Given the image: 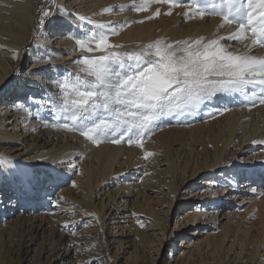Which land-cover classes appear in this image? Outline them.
<instances>
[{
	"label": "rangeland",
	"instance_id": "obj_1",
	"mask_svg": "<svg viewBox=\"0 0 264 264\" xmlns=\"http://www.w3.org/2000/svg\"><path fill=\"white\" fill-rule=\"evenodd\" d=\"M58 2L59 0H36L37 12L34 27L25 45L21 63L27 60L31 51L36 50L44 31L56 27V30L61 32L60 29L64 26L62 19L51 21ZM201 3L215 5L214 10L217 13L227 10L226 0H201ZM157 6L158 3L149 4L152 13L155 14ZM169 6L161 22L156 21L159 15L155 18L156 25L152 26V33H168L164 40L166 43L192 42L200 38H203L204 42L219 39L221 45L231 47L234 53L238 50V44L246 43L242 50L247 49L241 52V55L250 52L258 58L264 57V46L253 45L254 37L247 29L245 38L230 39L236 34L239 25L229 24L225 29L227 23L224 22L223 15L205 14L201 18L198 14H188L191 5L187 3L179 6L169 4ZM120 7L124 15L120 16L121 13H118L115 19L110 21L115 31H121L117 24L123 22L125 18L136 23L143 18V22L151 23V11L147 13L137 11L136 8L139 7L137 0H125ZM169 12H171L170 15ZM41 20L44 21L43 24ZM214 23H216L215 26L210 28L209 25ZM68 30L72 31V29ZM178 30L181 31L177 38L174 32ZM82 32L83 27L79 35ZM153 42L151 40L144 42L142 38L132 45H123L115 51L121 53L125 61L132 62ZM136 47L142 49V52L138 53ZM82 74L83 78L84 73ZM15 76H18L16 71L7 81L0 83V96L6 94L3 91L7 83ZM69 80H74L72 75ZM13 91L10 90L9 93ZM256 91L259 92V89ZM54 93L57 92L54 91ZM62 98H64L63 95ZM251 99L255 98H245L242 95L229 98L217 97L197 110L165 116L144 138L151 137L150 147L146 148L148 151L133 144L126 146L132 149L131 155L139 153L141 155L133 157L134 163L131 165L130 157L123 153L124 155L114 165L113 172L108 175H103L107 170L106 167H98L96 160H92V157L84 153L73 157L62 153L58 159L46 165L25 164L24 161L31 159L37 151L33 150L30 143L13 144L0 141V159L9 158L25 165L29 169L31 181L35 183L34 188L39 187L38 193L49 191L54 184L55 189L62 186L67 188L72 182L77 189L73 198L67 193L63 195L64 192L61 189L54 191L53 196L56 200L60 199L59 208L62 211L50 214V211L45 210L46 218L44 217L42 222L43 215L37 218L38 220L32 218L41 209L32 207L33 204H30L31 202L25 200L23 196L17 195L18 199H16L15 190L11 191L13 195L9 197V200H0V264H37L39 262H47V264L72 262L73 264L74 259L76 264H212L214 255L216 264H264V178L257 174L259 172L264 175V155L252 156V152L245 154L241 139L244 135H248L249 141L253 144L251 147L264 151V145L260 144L264 141V104L259 102L253 104ZM234 109H236L235 115ZM249 109L253 110V115L248 120L243 119L247 117L246 115L240 118ZM62 118L61 123H68L72 130H75L71 122ZM107 119L111 121L112 117L108 116ZM213 132L224 137L218 145L219 154L224 144L230 141L224 149L221 157L222 166L216 170L217 175L205 172L195 177L192 182L187 180L182 182L191 174V168L200 166L198 169L202 170L207 159L214 158L215 152L211 148V139H209L214 135ZM232 136H234L233 139H229ZM110 140L111 136L107 139L102 138L103 142ZM146 153L153 155L145 158ZM238 170H241L238 172L241 175L235 176V171ZM222 171L225 175L222 180L235 178L237 186L232 189L233 192L227 202L220 207L221 212L230 203V206H237L241 217H237L233 228V246L214 252L212 247L207 248L202 239L209 234H212V237H215L213 234L222 236L217 229L206 226L198 228L200 230L194 227L179 230V226L185 223L182 221L185 213L196 206H205L202 199L196 201L197 198H193L196 193L201 194L202 189L207 186L203 182L215 180ZM0 179L9 182L13 188L18 184L19 188L25 190L21 186L23 182L21 174L9 176L1 163ZM53 179L59 180L53 182ZM244 181L250 182L257 189L254 194L246 193L245 200L248 199V201L242 203V199L238 196L247 188L244 187ZM226 185L227 188L233 187L227 182ZM145 186L150 190L145 191ZM219 187L215 199L219 197L223 199V189L222 186ZM140 188L144 190L140 191ZM174 191L175 194H173ZM191 192L193 193L190 194ZM173 197H175L174 202L170 208L169 202ZM185 197L191 199L185 201L183 199ZM68 199H71L70 202ZM210 206L211 204L207 208ZM69 218L73 219L74 224L71 225L69 221L65 226H61L57 223ZM61 227H64V230ZM195 231L200 233L194 235ZM60 233H63L65 239L76 237L90 239L88 241L90 244L86 242L89 247L79 249L75 256L68 257L65 262L62 259L48 261L46 259L48 253L45 252L52 242L58 245L57 247H61V252L66 250L64 243L66 240L60 239ZM190 247L197 248L195 255L186 263L185 257L181 255L183 252H188ZM59 255L58 253L56 256L59 257Z\"/></svg>",
	"mask_w": 264,
	"mask_h": 264
},
{
	"label": "bare ground",
	"instance_id": "obj_2",
	"mask_svg": "<svg viewBox=\"0 0 264 264\" xmlns=\"http://www.w3.org/2000/svg\"><path fill=\"white\" fill-rule=\"evenodd\" d=\"M124 1L125 0H59L51 21L58 18L62 19V24L64 26L60 29L61 32L56 30V27L44 31L36 50L31 51L27 60L21 63V59L24 56L25 45L34 27V18L37 12L36 0H0V83L7 81L15 71L18 72V76H15L12 81L7 83L3 91V93L6 92V94L0 96V141L13 144L30 143L33 146V150L37 151L36 155L32 156V158L30 157L31 159L28 158L29 160L24 161L25 164L46 165L48 162H53L58 159L62 153L69 157L84 153L92 157V160L95 159L98 167H106L107 170L103 175H108L113 172L114 165L122 155L126 154L130 157L129 163L131 165L134 163L133 157L141 155V153L131 155L132 149L126 148V146L130 145L127 143L102 141L98 145L94 144L83 137L78 131L72 130L70 125L69 128H65L63 126L65 123L60 122L61 119H63L62 117H65L67 114L63 112L62 98V95L65 96L66 93L63 92L62 87H58L59 82L64 80L71 82L69 80L71 75L73 79L76 77L82 78V72H80V69H77L80 68L79 59L84 55L96 56L101 54L99 51L86 53L80 50L78 48L77 38H84L87 40L98 31V25H110V21L115 19L118 13H121L120 16H123L124 13L121 11L120 5ZM137 2L139 6H141L144 0H137ZM169 7L167 3H158L157 9L160 12V17L156 20L157 23L161 22ZM144 11L146 13L151 11V23H149V21L143 22V18L138 23L125 18L123 22L117 24V26L121 28V31H116L117 34L109 37L110 43L122 46L132 45L142 38H144V42L148 40L153 42L158 38L164 41L168 33H152V26L156 25L155 18L157 16L152 13L153 11L149 8V5ZM172 16L173 15H171V17ZM81 17H83V19H80ZM212 22H214V20H212ZM87 24H89V26H87ZM215 24L216 23L209 25V27L213 28ZM57 25L60 26L59 24ZM121 25L124 26L121 27ZM228 26L229 24H225V29L228 28ZM81 27H83V32L79 35ZM68 29H72V31ZM180 31L181 30L174 32L177 38L180 35ZM244 45H246V43L238 44V50L235 53L240 54L241 52H245L247 48L242 50ZM226 47L228 48V46ZM136 48L138 53L142 52V49H139V47ZM228 50L231 51L232 48L229 47ZM246 55L251 54L248 52ZM73 71L76 72L73 73ZM60 75H62V78H60ZM10 90L14 91L9 93ZM54 91L57 93L55 94ZM235 110L236 109L233 110L234 115L236 114ZM245 115L247 117H243V119L248 120V118L253 115V110L249 109L245 111L240 118ZM232 124H234V122H232ZM200 128H203V126H200ZM231 129L233 130V127ZM213 134V136L210 135L211 137H209V139H211V148L215 152L214 158L212 157L211 160L208 158L202 170L198 169L200 166L198 168H191V174H189L188 178H184L185 180L182 182H186V180L192 182L195 177L205 172L217 175L216 170L222 166L223 161L221 157L223 156L224 149L228 146L230 141L224 144L219 154L220 148L218 145L221 144L220 140L224 137H221L220 134H215V132H213ZM233 137L234 136L229 139H233ZM241 139L244 144L245 154L252 152V156L264 155L263 150L251 147L253 144L249 141L250 137L248 135H244ZM121 142H124V140ZM142 143L143 148L147 152L151 144V137L149 139H142ZM260 144L264 145V141L260 142ZM133 145L140 147L137 144ZM208 153L211 154V152ZM0 163L3 165L4 169L8 171L9 176H12V174L24 173H26L28 177L30 176L29 169L25 165L23 166L20 164L17 160L3 157L0 159ZM238 172H241V170L235 171L234 175H241ZM257 174L259 177L264 178L263 173L257 172ZM223 178H225L224 171L220 172L215 180L203 182L205 183L204 185L207 186L202 189L203 191L201 194L196 193L193 198H197L196 201L202 199V201L205 202V206H196L193 210H189L185 213L182 217V221L186 224H180L179 226V230H187L192 227L196 230H200L198 228L206 226L217 229L222 236L213 234L215 237H212V234H209L202 239L207 245V248L212 247L214 252L233 246V228L237 222V217H241V213L239 209H237V206H230V203L227 204L228 207L221 212L220 207L223 206V203L227 202L229 196L233 192L232 189L237 186V184H235V178L231 180H222ZM58 180L59 179H53V182ZM226 182L233 187L227 188ZM74 184L75 183L72 182L69 187L65 188L62 186L59 189L64 192L63 195L67 193L68 196L73 198L77 190ZM21 186H23L25 190L21 189V187L19 188L18 184L13 188L9 185V182L0 179V200H9V197L13 195V190H15L16 199H18L17 195L23 196L25 200L33 204L32 207L36 206L37 209H41L38 214L32 216V218L38 220L37 218L43 215L41 222L44 217L46 218V216H44L46 214L45 210L50 211V214L62 211L59 208L60 199L56 200L55 196H53V192L59 190L55 189V184L50 187L49 191L45 190V192L40 193H38L39 187L34 188L35 183L31 181V178L30 182L26 183L23 181ZM219 186H222L223 189V199H220V197L215 199V194L219 192ZM244 187L247 188L238 196L242 199V203L248 201V199L245 200L246 193L254 194L257 189L253 187L250 182L246 181H244ZM144 189L145 191L150 190V188L146 186ZM144 189L140 188V191ZM192 193L193 192L190 194ZM173 194H175V191ZM174 198L175 197L169 202L170 208L174 202ZM183 199L186 201L191 198L185 197ZM70 200L71 199H68V202H70ZM242 203H240V205ZM209 204H211V206L207 208ZM69 221L71 225L74 224L72 218L66 219L63 222L60 220L57 223L61 226H65ZM34 227H36V225H34ZM61 228L64 230V227ZM61 230L62 229H60V231ZM63 233H60V239L63 238ZM199 233V231H195L194 235ZM63 239H65V237ZM65 240V252H61V247L54 245V242H52L53 246L49 245L47 247L45 253H48L46 258L48 261L50 260L52 262L56 259H62V261L64 260L65 262L68 257L75 256L77 252L80 251L79 249L83 250L89 247L86 242L90 241V239L85 240L82 237ZM231 241L232 243L230 244ZM242 248L243 245L241 246V249ZM195 249H191L190 247L188 252H183L181 255L185 257L186 263L195 255ZM58 253L60 254L59 257L56 256ZM215 259L216 256L214 255L212 264H216ZM37 264H47V262H39ZM64 264H72V262H65ZM73 264H76L75 259Z\"/></svg>",
	"mask_w": 264,
	"mask_h": 264
},
{
	"label": "snow or ice",
	"instance_id": "obj_3",
	"mask_svg": "<svg viewBox=\"0 0 264 264\" xmlns=\"http://www.w3.org/2000/svg\"><path fill=\"white\" fill-rule=\"evenodd\" d=\"M153 2L173 6L187 3L191 5L188 14H198L201 18L205 14H221L225 23L239 25L230 39L245 38L247 29L254 37L252 44L264 46V0H226L227 10L221 13L214 10L215 5L201 0H144L136 10L144 11ZM159 15L157 9L155 16ZM97 28L87 40L77 38V43L86 53L101 54L79 59L83 78L58 84L66 93L64 119L94 144L111 136L109 142L124 140L143 147L142 139L154 130L159 120L197 110L217 97L242 95L254 97L253 104H264V57L236 54L221 45L219 39L204 42L200 38L173 43L157 40L128 62L115 51L122 45L109 41L111 35L117 34L114 27L101 24ZM108 116L112 117L111 121ZM63 126L69 128L68 123ZM151 155L146 153L145 158ZM21 179L30 182L26 173L21 174Z\"/></svg>",
	"mask_w": 264,
	"mask_h": 264
}]
</instances>
